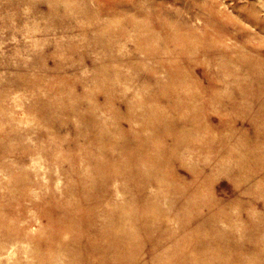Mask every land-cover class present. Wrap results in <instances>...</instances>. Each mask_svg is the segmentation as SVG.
<instances>
[{
  "label": "rangeland",
  "instance_id": "rangeland-1",
  "mask_svg": "<svg viewBox=\"0 0 264 264\" xmlns=\"http://www.w3.org/2000/svg\"><path fill=\"white\" fill-rule=\"evenodd\" d=\"M0 264H264V0H0Z\"/></svg>",
  "mask_w": 264,
  "mask_h": 264
}]
</instances>
